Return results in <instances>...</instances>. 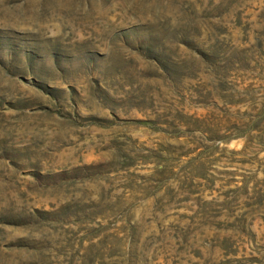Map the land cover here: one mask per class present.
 Listing matches in <instances>:
<instances>
[{
	"label": "rangeland",
	"instance_id": "1",
	"mask_svg": "<svg viewBox=\"0 0 264 264\" xmlns=\"http://www.w3.org/2000/svg\"><path fill=\"white\" fill-rule=\"evenodd\" d=\"M0 264H264V0H0Z\"/></svg>",
	"mask_w": 264,
	"mask_h": 264
}]
</instances>
